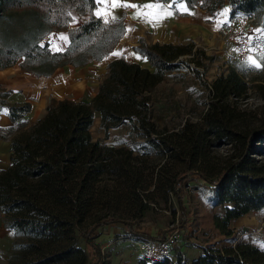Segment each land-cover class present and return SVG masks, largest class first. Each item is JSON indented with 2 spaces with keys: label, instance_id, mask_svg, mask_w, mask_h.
Instances as JSON below:
<instances>
[{
  "label": "trees",
  "instance_id": "trees-1",
  "mask_svg": "<svg viewBox=\"0 0 264 264\" xmlns=\"http://www.w3.org/2000/svg\"><path fill=\"white\" fill-rule=\"evenodd\" d=\"M184 1L212 14L229 4L230 16L253 13L264 29V0ZM96 8L95 0H0V71L18 64L25 72L49 77L64 66L104 60L126 33V15L105 24ZM74 12L87 16L86 22L72 27ZM53 32H67L66 50L55 52L43 43ZM133 49L153 71L115 59L90 103L64 99L50 104L43 118L28 129L19 128L11 139L10 167L0 171V213L14 236L7 264H110L95 241L98 224L86 231L82 245L66 221L76 208L91 211L102 199L111 203L117 202L116 195H130L126 199L137 200L139 191L151 186L153 172H147L134 148L94 140L96 112L106 135L128 125L131 135L143 136L162 156L168 153L155 188L173 192L181 202L191 174L214 188L216 203L224 208L215 223L225 235L232 234L234 220L264 207V111L238 106L247 82L235 69L222 73L212 83L214 97L200 123L187 119L179 130L159 129L152 118L154 91L169 73L191 66L185 57L197 63L191 71L199 79L203 65L197 58L204 52L194 42L149 44L145 38ZM3 109L15 123L31 111V104L0 96ZM222 147H228L224 155L218 152ZM183 162L192 172L171 175L170 164ZM138 264H264V249L239 241L235 247L207 248L191 263L178 253L175 262L171 257L156 262L140 258Z\"/></svg>",
  "mask_w": 264,
  "mask_h": 264
},
{
  "label": "rangeland",
  "instance_id": "rangeland-1",
  "mask_svg": "<svg viewBox=\"0 0 264 264\" xmlns=\"http://www.w3.org/2000/svg\"><path fill=\"white\" fill-rule=\"evenodd\" d=\"M229 17L230 13L224 18L227 22L215 28L214 33L208 31L210 39L200 41L202 47L191 41L198 50L204 52V55L199 54L197 58L203 65L198 69L199 79L196 76L198 73L186 69L179 78L171 76L159 86L153 100V120L159 129L179 130L187 119L200 123L214 97L211 90L213 81L230 69H235L249 86L247 92L238 98V106L241 109L264 111V88L260 87L264 86V66H249L231 50L228 41ZM252 27L251 32L264 42V31H256L264 30L261 18ZM253 56L264 65L261 54ZM185 62L191 64V70L198 68L197 63L191 62L189 57H185ZM129 129L115 131L114 139L110 141H104L98 127L93 129V133L94 137L109 145L120 143L117 145L134 148L136 155L148 166L147 172H153V176H149L152 184L146 191H139L140 196L135 201L126 199L130 195L122 199L116 195L117 202L113 200L106 203L107 199H102L88 212L83 206L76 208L69 215L66 227L74 231L82 245L86 231L98 224L99 235L95 241L110 264H136L140 260L141 255L136 242L130 239L131 236L154 238L175 234L177 247L170 253L174 262L178 253L185 257L186 262L191 263L201 258L207 248L235 247L239 241L251 242L264 249V207L234 220L230 225L232 234L225 235L215 223L216 216L224 212L223 206L216 203L217 191L197 174H191V181L184 188L183 202L173 192L166 193L155 188L157 172L168 158V153L162 156L147 144L143 136L131 135ZM227 151L228 147L218 149L222 155ZM170 167L171 175L175 176H180L184 171L192 172L187 162L170 164ZM112 220L116 222L105 224Z\"/></svg>",
  "mask_w": 264,
  "mask_h": 264
},
{
  "label": "crops",
  "instance_id": "crops-1",
  "mask_svg": "<svg viewBox=\"0 0 264 264\" xmlns=\"http://www.w3.org/2000/svg\"><path fill=\"white\" fill-rule=\"evenodd\" d=\"M122 2L144 5L155 2V0H122ZM161 2L165 5H171L174 15L163 19L155 25L145 23L141 19H133V13L136 11L134 8L121 7L112 10L113 14L118 17L117 19L126 15V33L112 52H122L123 54L120 56H115L111 53L107 56V59L102 61L94 60L83 67H75L74 65L64 66L58 68L49 77H37L32 73L25 72L18 64L0 71L1 98H5L10 103L28 102L31 104V111L15 123L10 119L8 113L0 111V171L10 167L11 154L13 152L11 151V139L19 134V128L28 129L36 124L46 115L48 105L56 104L60 100L68 99L77 103H90L97 95L99 84L105 79L108 73V65L113 60L124 58L129 62L137 63L141 67L149 68L153 71L154 68L150 65L148 59L133 49L139 39L145 38L149 44H164L165 42L184 45L194 41L199 47H202L199 42L210 39L211 34L208 31L214 33V29L217 28V19L224 20L230 13L229 4L225 6V8L229 9V13L225 17L220 16V13L212 15V13L203 10L199 4L189 6L184 1L188 12H182L176 9V4L173 0H163ZM189 12L193 14H188ZM73 17L75 20L71 24L72 27L83 24L88 18L77 12L73 13ZM100 18L103 19V17ZM128 29L132 30L127 31ZM61 34L67 36L66 42L59 39ZM43 43H49L52 50V44L55 43L61 49L60 51H64L69 46L70 40L67 32H53L49 36H46ZM131 53H135V55H131ZM137 56L141 58L137 59ZM182 74V70L173 71L168 74L165 81L171 76L179 78ZM159 86L153 93V100ZM93 125L91 131L94 140L98 139L94 137L93 129L98 127L102 131L104 141L114 139L113 134L115 131L121 128L131 127L124 125L123 127L112 128L106 135L105 130L101 128V117L98 112L95 114ZM10 129L12 130L10 131ZM5 226L4 215L0 213V262L2 264H7L14 241L13 232ZM136 264H138V261Z\"/></svg>",
  "mask_w": 264,
  "mask_h": 264
},
{
  "label": "built area",
  "instance_id": "built-area-1",
  "mask_svg": "<svg viewBox=\"0 0 264 264\" xmlns=\"http://www.w3.org/2000/svg\"><path fill=\"white\" fill-rule=\"evenodd\" d=\"M255 22H257V16L253 13L240 12L229 17V46L242 61H246L249 55L261 54L260 49H264V42L251 32ZM249 37H252L251 41H249ZM257 46L259 48L255 53L249 51L250 48H257ZM184 69L191 71L190 67L184 66ZM130 239L136 242L141 258H145L149 262L170 257V253L177 247L175 234L154 238L131 236Z\"/></svg>",
  "mask_w": 264,
  "mask_h": 264
},
{
  "label": "snow or ice",
  "instance_id": "snow-or-ice-1",
  "mask_svg": "<svg viewBox=\"0 0 264 264\" xmlns=\"http://www.w3.org/2000/svg\"><path fill=\"white\" fill-rule=\"evenodd\" d=\"M97 4V9L95 11V15L99 17H103V22L105 24L109 23L110 20H116L118 17H116L113 14V9L116 8H134L136 11L133 13V19H141L145 23L149 24H158L163 19H166L172 15H174V12L172 11L171 5H165L161 2V0H155V2L144 4V5H135V4H129L124 3L122 0H95ZM173 2L176 4V9L182 12H188V8L185 6L184 0H173ZM229 13V9L225 8L222 13H220V16H227ZM188 14H193L189 12ZM73 20L75 18L73 17ZM226 20L217 19V27L221 26L222 24L226 23ZM132 29H128L127 31H131ZM257 32H261L264 30L257 29ZM60 40L67 41V36L61 34L59 36ZM249 41H251L252 37L248 38ZM52 48L55 51H60L61 49L55 44H52ZM259 46L257 48H250L249 51L255 53L258 50ZM261 51V59H264V49H260ZM122 52H114L112 55L120 56L122 55ZM131 55H135V53H131ZM108 57H105L107 59ZM127 58V57H125ZM137 59H140L141 57L137 56ZM245 63L249 66L255 67V68H261L262 65L260 63V60L257 58H254V56L249 55L247 57V60ZM4 113H7V109L0 110Z\"/></svg>",
  "mask_w": 264,
  "mask_h": 264
}]
</instances>
